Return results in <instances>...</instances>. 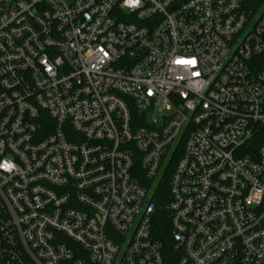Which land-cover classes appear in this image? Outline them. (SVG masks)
<instances>
[{
  "label": "built area",
  "instance_id": "obj_1",
  "mask_svg": "<svg viewBox=\"0 0 264 264\" xmlns=\"http://www.w3.org/2000/svg\"><path fill=\"white\" fill-rule=\"evenodd\" d=\"M251 3L0 0V264H264Z\"/></svg>",
  "mask_w": 264,
  "mask_h": 264
},
{
  "label": "trees",
  "instance_id": "obj_2",
  "mask_svg": "<svg viewBox=\"0 0 264 264\" xmlns=\"http://www.w3.org/2000/svg\"><path fill=\"white\" fill-rule=\"evenodd\" d=\"M251 6L255 11L264 13V0H251ZM171 167L170 171L172 170ZM167 178L162 186L156 190L155 204L157 206V214L154 220V233L158 241L163 246V255L166 264L177 263V253L173 249V244L169 234L168 215L164 210L167 203Z\"/></svg>",
  "mask_w": 264,
  "mask_h": 264
},
{
  "label": "rangeland",
  "instance_id": "obj_3",
  "mask_svg": "<svg viewBox=\"0 0 264 264\" xmlns=\"http://www.w3.org/2000/svg\"><path fill=\"white\" fill-rule=\"evenodd\" d=\"M152 119H153V115L152 114H149L148 115V124H151L152 123Z\"/></svg>",
  "mask_w": 264,
  "mask_h": 264
},
{
  "label": "snow or ice",
  "instance_id": "obj_4",
  "mask_svg": "<svg viewBox=\"0 0 264 264\" xmlns=\"http://www.w3.org/2000/svg\"><path fill=\"white\" fill-rule=\"evenodd\" d=\"M183 61H178V63H182Z\"/></svg>",
  "mask_w": 264,
  "mask_h": 264
}]
</instances>
